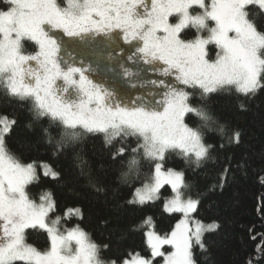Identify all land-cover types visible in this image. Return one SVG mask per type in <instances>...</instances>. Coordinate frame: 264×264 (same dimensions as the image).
<instances>
[{
	"label": "snow or ice",
	"instance_id": "snow-or-ice-1",
	"mask_svg": "<svg viewBox=\"0 0 264 264\" xmlns=\"http://www.w3.org/2000/svg\"><path fill=\"white\" fill-rule=\"evenodd\" d=\"M6 2L9 9L0 10V84L6 93L21 101L31 100L34 118L48 117L62 126L58 150L75 143L84 133L103 134L108 146L117 139L137 138L128 171L123 173L125 180L138 170L135 154L141 149L143 156L153 161H163L166 152L175 149L186 157L194 155L197 164L207 159L211 146L204 144L200 131L189 127L184 117L192 113L205 124L212 117L205 107H193L191 94L174 85L168 86L156 106L117 102L113 92L89 78L86 72L90 67H75L59 58L61 44L51 29H62L68 37L81 39L103 34L111 42L121 35L129 44L135 41L129 61L143 60L163 76H174L179 84L199 89L202 100L224 89H234L245 97L264 90V22L258 19L264 18V0H65L63 7L57 0ZM194 6L202 13L191 14ZM254 8L257 11L253 12ZM173 15L179 17L174 24L169 23ZM208 21H214L215 26L209 28ZM190 26L197 35L182 39V30ZM201 30L209 35L200 36ZM25 41L34 42L37 51L26 54ZM209 44L219 49L215 60L207 58ZM121 68L130 78L137 74L124 65ZM58 80L63 86L57 85ZM15 123L0 117V264H118L102 260L101 246L78 225L61 231L60 216L48 222L49 213L56 208L50 192L41 195L39 204L29 198L26 186L38 181L40 175L35 162L24 164L7 148L6 136ZM239 135L234 133L230 141L238 142ZM125 151L119 147L113 158ZM80 165L83 169L86 161L81 160ZM39 167L44 176L59 177L50 165ZM162 167L155 163L152 182L136 188L129 203L152 201L167 184L174 196L165 202V210L182 213L183 219L165 235L154 230L145 233L150 257L130 252L119 264H153L155 258H161L162 264H197L194 249L206 251L205 233L219 227L215 222L190 221L199 201L184 198L181 189L187 184L182 172ZM73 215L80 216V209H67L64 214ZM143 223L154 227L151 217ZM37 225L48 233L50 247L46 251L26 243L25 229ZM165 245L172 250L165 251Z\"/></svg>",
	"mask_w": 264,
	"mask_h": 264
},
{
	"label": "trees",
	"instance_id": "trees-1",
	"mask_svg": "<svg viewBox=\"0 0 264 264\" xmlns=\"http://www.w3.org/2000/svg\"><path fill=\"white\" fill-rule=\"evenodd\" d=\"M59 2L64 6L65 0ZM8 9L6 0H0V10ZM202 11L197 6L190 9L193 15ZM171 19L174 23L179 17L173 15ZM258 19L264 22V18ZM207 23L209 28L214 25V21ZM200 34L206 37L209 32L201 30ZM196 35L197 30L191 26L181 32V38L186 40ZM206 48L208 57L216 58V45ZM35 51L34 42H24L25 53ZM184 89L191 94L189 103L205 107L212 117L207 124L192 113L184 117L189 127L200 131L204 144L211 146L209 156L197 164L194 155L186 157L175 149L167 151L161 162L164 168L183 173L187 184V188H182L184 196L199 201L193 216L219 226L214 232L205 233L206 251L194 249L197 264H264V90L245 97L234 89H224L202 100L199 89ZM32 109L31 100L10 97L0 84V117L16 121L6 136L7 148L22 163L35 162L38 167L40 179L26 188L29 197L37 200L50 192L56 202L54 215L80 209L81 215L68 216L67 223L78 225L101 246L100 258L104 261L119 263L130 252L150 256L145 219L151 217L156 232L165 235L181 216L164 208L165 199L172 194L167 184L159 190L158 198L144 204L129 203L136 188L151 182L157 161L145 158L141 149L135 154L138 170L125 180L123 173L128 171L131 149L139 143L137 138L117 139L108 146L103 134L84 133L75 143L58 150L56 144L64 129L48 117L34 118ZM236 132L240 134L239 141H230ZM121 146L125 153L113 158ZM81 160L86 161L83 169ZM40 163L49 164L59 177L44 176ZM24 234L26 242L38 250L49 247L45 229L36 226Z\"/></svg>",
	"mask_w": 264,
	"mask_h": 264
},
{
	"label": "rangeland",
	"instance_id": "rangeland-1",
	"mask_svg": "<svg viewBox=\"0 0 264 264\" xmlns=\"http://www.w3.org/2000/svg\"><path fill=\"white\" fill-rule=\"evenodd\" d=\"M145 2L150 3V0H145ZM57 3L60 6H62L59 0H57ZM169 23H173L171 17H169ZM214 26H215V22L213 27ZM51 34H54L57 37L58 42L61 44V50L58 54L59 58L64 61H67L68 63L72 64L75 67H84L85 69H88L90 67L91 71L86 72L89 78L92 79L95 83H99L104 88L113 92L114 95L117 97V102L122 101L124 104H127L128 106H135L136 104H141V103L150 106H156V102L160 101L163 98L164 93L168 90L169 85H174L178 88H183V89L185 88L184 85L179 84L178 82L175 81L174 76H163L158 70H154L152 65L144 63L143 60H137L135 63L129 61L128 57L133 55V53L135 52L134 45L136 44V42L133 41L131 44L125 42L122 35L118 37L115 40V42H111L108 39V37L104 36L103 34L95 35L91 37H85L84 39H81L80 37H68L66 34L63 33L62 29H51ZM200 36L202 35L200 34ZM109 56H111V59H109ZM207 58L210 59L209 57ZM215 59L216 58L210 60H215ZM30 63L34 64V62H30ZM121 65H124V67L131 69L133 72L137 74L132 76L131 78L128 77L127 75H124ZM161 80L164 81V84L159 83V81ZM56 83L59 86H63L62 80H58ZM157 162L162 164L161 161H157ZM41 164L42 163H40L38 166H40ZM43 164H47V163H43ZM168 169H172V168H168ZM168 169L162 167V170L164 171ZM172 170L180 172L175 169ZM37 171H38V167H37ZM41 171L43 173V170ZM173 196H174V191L172 190L171 196L167 197L164 201V208H165V202L171 199ZM184 198L187 199V197L185 196ZM31 200L35 201L38 204L40 203V199L37 200L31 199ZM64 214L54 215L53 213H49L48 222H50L51 219H54L56 216H60L62 219L58 227L61 231H65L76 227L77 225L70 226L67 223L66 220L67 217H65ZM181 219H183L182 213L176 224ZM194 220H198V219H196L193 216V213H191L190 221H194ZM202 223H204L205 225L210 224L205 222ZM37 226L39 227V225ZM149 230H154L156 232L154 227L150 228L149 226H147L146 232ZM49 247L43 251L48 250ZM72 247L73 249H75L76 247L75 242L72 243ZM164 250L171 251L172 249L170 245H165ZM157 259L158 258H155L153 264H162V259L159 261Z\"/></svg>",
	"mask_w": 264,
	"mask_h": 264
}]
</instances>
